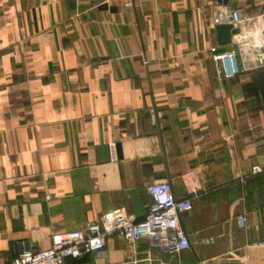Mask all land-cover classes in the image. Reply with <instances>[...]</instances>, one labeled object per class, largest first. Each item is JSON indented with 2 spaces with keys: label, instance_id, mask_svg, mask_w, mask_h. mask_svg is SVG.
Wrapping results in <instances>:
<instances>
[{
  "label": "crops",
  "instance_id": "1",
  "mask_svg": "<svg viewBox=\"0 0 264 264\" xmlns=\"http://www.w3.org/2000/svg\"><path fill=\"white\" fill-rule=\"evenodd\" d=\"M217 3L0 0V264L116 208L145 218L159 182L193 200L190 248L115 234L65 264H264V45L242 21L220 46ZM242 45L251 68L219 78L213 48Z\"/></svg>",
  "mask_w": 264,
  "mask_h": 264
},
{
  "label": "built area",
  "instance_id": "2",
  "mask_svg": "<svg viewBox=\"0 0 264 264\" xmlns=\"http://www.w3.org/2000/svg\"><path fill=\"white\" fill-rule=\"evenodd\" d=\"M234 15L235 20H238L237 14ZM242 21L259 26L260 40L264 45V1L260 14L255 17L244 16ZM248 46L230 50L213 48V60L219 78L233 79L251 68L249 54L252 46ZM258 61V64L264 62V52L258 53ZM151 112L155 121L156 110L152 108ZM148 191L152 203L145 218L139 220L122 208H116L97 216L83 230L54 233L49 248H37L31 241H21L20 251L11 264H65L67 258L79 259L85 253L102 250L107 239L115 234L132 245L146 239L151 248L166 254H176L190 248L191 241L181 218L193 208L192 198L178 199L170 182L152 184ZM237 223L240 228L246 227L245 212L237 216ZM257 245L264 249V239Z\"/></svg>",
  "mask_w": 264,
  "mask_h": 264
},
{
  "label": "water",
  "instance_id": "3",
  "mask_svg": "<svg viewBox=\"0 0 264 264\" xmlns=\"http://www.w3.org/2000/svg\"><path fill=\"white\" fill-rule=\"evenodd\" d=\"M227 5L228 0H218L215 6L217 41L220 46L232 43L233 37L241 33L243 17L237 10L228 9ZM235 13L238 20H235Z\"/></svg>",
  "mask_w": 264,
  "mask_h": 264
}]
</instances>
